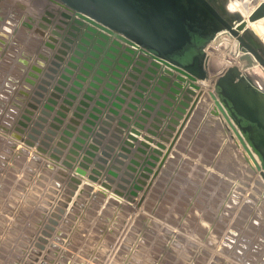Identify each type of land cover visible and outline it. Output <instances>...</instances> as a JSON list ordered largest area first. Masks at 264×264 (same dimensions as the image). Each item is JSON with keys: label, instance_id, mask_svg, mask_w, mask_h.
<instances>
[{"label": "rangeland", "instance_id": "rangeland-1", "mask_svg": "<svg viewBox=\"0 0 264 264\" xmlns=\"http://www.w3.org/2000/svg\"><path fill=\"white\" fill-rule=\"evenodd\" d=\"M46 4L0 0V34L19 30L0 51V264H264V181L219 120H199L205 127L173 152L142 146L156 136L139 138L141 149L120 152L101 186L79 175L97 114L85 103L98 90L82 89V73L68 88L39 35L27 39L23 24ZM220 59L210 68L217 83L234 67ZM97 140L104 157L110 137Z\"/></svg>", "mask_w": 264, "mask_h": 264}, {"label": "built area", "instance_id": "built-area-1", "mask_svg": "<svg viewBox=\"0 0 264 264\" xmlns=\"http://www.w3.org/2000/svg\"><path fill=\"white\" fill-rule=\"evenodd\" d=\"M75 20L81 21L82 25L76 24ZM4 21L3 18H0V24H5ZM23 27L28 28L27 39L33 34L34 36L39 35L42 46L40 45L38 49L51 51L52 70L68 74L70 78L67 82L68 88L72 85L77 74L89 72V75L83 76L85 80L81 81V87L86 91L91 88L90 83L93 82V76L97 71L105 74L103 77L100 76L102 83L97 89L98 96L93 99L94 102H86L91 108L94 106L98 112L95 115L96 119L90 124L89 137L85 140L78 159V163L82 162L79 168L84 169L80 171L79 175L88 179L94 186H101L106 179L110 178L109 176L105 177V169L110 167L112 161L121 155L120 152L133 153L137 149H141V143L144 141L139 139L141 137H148L150 140L151 136L160 138L156 146H153L152 142L148 146L142 145L148 150L154 148L163 153L173 152L183 148L182 138L185 135H190V133L198 135L200 130L205 127L203 125L206 121L210 123L211 119L212 121L216 119L225 126L226 117L217 106L218 96L215 89L219 75L213 74L210 69L213 59L211 52L215 49L213 52L220 54L222 58L220 60L225 68L229 67L231 63L227 61L226 55L218 51L212 44L205 48L207 77L203 80H191L184 73L174 71L160 60L153 58L149 52L140 49V47H130L137 53L131 55L132 61L128 66H122L124 72L119 77L117 74L120 71L116 68L119 56L111 52L116 56V59H111L107 55L110 52L109 47H113L115 39L108 35L109 40L104 41L101 36L104 31L80 19L71 10L63 6L53 7L47 3L39 15L29 19L27 23L23 24ZM89 28H93L95 32ZM4 30L5 28L1 27L0 42L6 47L0 51L7 49L6 42H11L18 34L16 31L9 35ZM100 41L105 42L108 48L101 49V51L94 49L95 45L101 47ZM121 44L123 51L124 48H128L126 44ZM79 47H84L85 50ZM77 52H80L81 55H78ZM92 52L95 56L91 54ZM207 58L211 61L210 65L207 63ZM88 59L93 60L94 63H90ZM105 60L111 61L112 64L106 63ZM138 62L140 65L137 64ZM87 63L92 66V69L86 68L85 64ZM102 65L106 66V69L102 68ZM135 68L140 71L137 72ZM149 68L154 69L156 74L149 71ZM161 76L167 77L169 81L163 83ZM151 80L157 84L152 85ZM139 86H142L143 89H139ZM156 88L162 90L160 98L153 95L157 94ZM167 92L169 94H166ZM100 96H104L106 100H102ZM97 102H100L99 105ZM199 120L203 125L198 124ZM103 136L110 137L109 142L103 147L105 149L103 151L107 153L104 157L101 152L98 155L99 149H96V147H102L97 137ZM161 162H163V167L168 163V157L161 156ZM112 191L119 192L118 190Z\"/></svg>", "mask_w": 264, "mask_h": 264}, {"label": "water", "instance_id": "water-1", "mask_svg": "<svg viewBox=\"0 0 264 264\" xmlns=\"http://www.w3.org/2000/svg\"><path fill=\"white\" fill-rule=\"evenodd\" d=\"M59 1L77 17L104 31V34H101L104 41L109 40L108 35L115 39L107 55L111 59H116L111 52L119 56L116 68L121 74L115 73L119 77L124 72L122 66H128L132 61L131 55L137 53L130 47H140L153 58L174 71L184 73L191 80H203L207 77L205 48L210 44L216 47L223 42L230 43V55L237 57L239 68H230L218 80L216 89L223 97L226 95L236 99L241 109L247 107L264 127V45L251 30L246 29V23L239 13L228 10V0H221L218 9L213 0ZM252 17L264 18V3L256 8ZM75 23L82 25L79 20H75ZM89 30L95 32L93 28ZM121 43L126 44L128 48L123 51ZM99 44L102 48L95 45L94 49L101 51L108 48L105 42L100 41ZM79 48L85 50L84 47ZM77 54L81 55L80 52ZM91 54L95 56L94 52ZM88 61L94 63L91 59ZM105 62L112 64L108 60ZM137 64L140 65L139 62ZM85 66L89 70L92 69L89 63ZM102 68L106 69V66L102 65ZM149 71L156 74L154 69L149 68ZM83 73L89 75L87 71ZM100 76H105L104 72L97 71L93 82L90 83L89 92L100 88ZM161 77L163 83L169 80L165 76ZM80 79L85 80L81 77ZM138 88L143 89L142 86ZM156 90L162 91L159 88ZM104 92L109 94L106 90ZM153 95L157 98L156 94ZM86 98L92 99L87 95ZM100 98L106 100L104 96ZM99 103L97 102V105ZM93 110L98 112L96 108ZM90 118L96 119V116L92 115ZM89 124L92 122L89 121ZM86 129L89 131V128ZM261 176L264 179V172H261ZM91 179L95 180L93 177ZM124 181L129 183L128 180Z\"/></svg>", "mask_w": 264, "mask_h": 264}, {"label": "bare ground", "instance_id": "bare-ground-1", "mask_svg": "<svg viewBox=\"0 0 264 264\" xmlns=\"http://www.w3.org/2000/svg\"><path fill=\"white\" fill-rule=\"evenodd\" d=\"M15 1V0H14ZM48 4L53 7L62 6L59 0H45ZM264 3V0H228V10L230 12H237L239 13L246 23V29L251 30L253 34L262 42L264 45V18L260 19H252L253 13L260 6ZM20 6V5H19ZM25 7V6H24ZM23 7V8H24ZM27 10V9H26ZM26 12V11H25ZM17 25V24H16ZM18 26V25H17ZM22 27V25H21ZM21 29V28H20ZM19 31V30H17ZM14 33V32H13ZM18 39V37H16ZM15 38V39H16ZM22 39V38H21ZM19 39V40H21ZM16 41V40H15ZM18 41V40H17ZM23 41V40H22ZM19 42V41H18ZM17 42V43H18ZM1 44V43H0ZM12 44V43H11ZM2 45V44H1ZM29 45V44H28ZM16 46V45H15ZM3 47V46H2ZM13 47V46H12ZM218 51H221L222 54L226 55L227 61L232 64L235 68H239L237 57H233L230 55L231 51V44L228 42H223L219 46H216ZM215 50V49H214ZM213 50V51H214ZM211 52L212 58L218 56V53ZM20 53V52H19ZM210 54V53H209ZM12 55V54H11ZM18 55V54H17ZM4 58V57H3ZM6 60V59H4ZM18 60V59H17ZM207 63L210 65L209 59L207 58ZM3 61V60H1ZM0 61V62H1ZM8 61V60H6ZM14 61V60H13ZM213 61V59H212ZM4 62V61H3ZM10 63V62H9ZM8 63V64H9ZM212 63V62H211ZM5 64V62H4ZM7 64V65H8ZM17 64L16 62L14 65ZM18 65V64H17ZM230 65V66H231ZM10 66V64L8 65ZM22 66V65H21ZM11 67V66H10ZM17 67V66H16ZM14 68V67H13ZM20 68V67H19ZM5 69V68H4ZM16 69V68H15ZM14 69V71H16ZM15 73V72H14ZM1 75V74H0ZM10 76V75H9ZM8 76V77H9ZM2 77V76H1ZM4 77V76H3ZM7 77V76H6ZM7 81V80H6ZM9 81V80H8ZM7 81V82H8ZM152 85H156L157 83L154 80H151ZM10 83V82H9ZM4 84V83H3ZM8 84V83H7ZM1 85V84H0ZM10 85V84H8ZM4 86V85H3ZM2 86V87H3ZM1 87V89H2ZM8 88V87H7ZM10 88V87H9ZM13 88V87H12ZM19 89V88H18ZM4 90V89H3ZM6 91V90H5ZM9 91V90H8ZM170 92V91H169ZM167 92L166 94H169ZM172 92V91H171ZM8 93V92H7ZM215 93L218 96L217 106L219 109L224 111L223 113L226 115L225 127L226 129L232 134V137L237 145L242 147L244 150V156L250 162L252 166H255L260 174L264 172V165H262L261 161L264 159V127L259 124L257 117L246 107L243 105L244 109L242 110L239 107H236L233 103V97L229 96L228 98L223 97V95L215 89ZM17 94V93H15ZM177 95V94H176ZM165 96V95H164ZM222 113V115H223ZM261 123V122H260ZM259 124L262 128L261 135L257 136L255 131V126ZM258 126V128H259ZM246 146V147H245ZM95 171V169H93ZM262 177V176H261ZM263 179V177H262ZM264 181V179H263ZM186 191V190H185ZM186 198V197H185ZM181 199V198H180ZM181 202V201H180ZM196 202V201H195ZM176 203L177 202L176 200ZM183 203V202H181ZM168 204V203H167ZM184 204V203H183ZM188 204V203H187ZM186 204V205H187ZM185 205V204H184ZM191 207V206H190ZM189 207V208H190ZM161 208V207H160ZM188 209V208H187ZM191 209V208H190ZM166 210V209H165ZM188 211V210H187ZM175 212V211H174ZM178 213V212H177ZM183 213V210H182ZM179 215H182L181 213ZM190 221V220H189ZM165 235V233H164ZM147 240V239H145ZM177 241V240H176ZM164 242V241H162ZM179 242V241H178ZM147 243V242H146ZM183 243V242H182ZM185 243V242H184ZM152 244V243H151ZM150 244V245H151ZM143 247V244H141ZM146 245V244H145ZM148 245V244H147ZM158 246V245H157ZM173 246V245H172ZM176 246V245H174ZM185 246V245H183ZM187 246V244H186ZM185 246V247H186ZM152 246H149V248ZM156 247V246H155ZM173 248V247H172ZM180 249V248H179ZM183 249V248H182ZM150 251V250H149ZM176 251V250H175ZM173 252V251H172ZM152 253V251L150 252ZM149 253V254H150ZM157 253V252H156ZM159 253V252H158ZM175 253V252H174ZM177 255V254H176ZM180 255V254H179ZM150 256V255H149ZM179 257V256H178ZM178 259V258H177ZM176 260V259H175ZM171 261V260H170ZM164 262V261H163ZM174 262V261H173ZM177 262V261H176Z\"/></svg>", "mask_w": 264, "mask_h": 264}, {"label": "flooded vegetation", "instance_id": "flooded-vegetation-1", "mask_svg": "<svg viewBox=\"0 0 264 264\" xmlns=\"http://www.w3.org/2000/svg\"><path fill=\"white\" fill-rule=\"evenodd\" d=\"M213 1H214L215 7L218 9V7H220V5H221V0H213Z\"/></svg>", "mask_w": 264, "mask_h": 264}]
</instances>
